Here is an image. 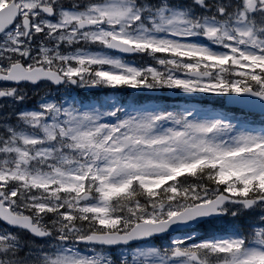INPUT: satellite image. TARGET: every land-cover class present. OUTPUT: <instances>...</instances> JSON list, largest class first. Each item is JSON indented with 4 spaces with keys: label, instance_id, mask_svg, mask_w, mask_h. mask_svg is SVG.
<instances>
[{
    "label": "snow or ice",
    "instance_id": "snow-or-ice-1",
    "mask_svg": "<svg viewBox=\"0 0 264 264\" xmlns=\"http://www.w3.org/2000/svg\"><path fill=\"white\" fill-rule=\"evenodd\" d=\"M0 264H264V0H0Z\"/></svg>",
    "mask_w": 264,
    "mask_h": 264
},
{
    "label": "rangeland",
    "instance_id": "rangeland-1",
    "mask_svg": "<svg viewBox=\"0 0 264 264\" xmlns=\"http://www.w3.org/2000/svg\"><path fill=\"white\" fill-rule=\"evenodd\" d=\"M31 95H32V99H30V100L28 101V104H27L28 107H31V106H32V103H33L34 100L37 98V97L35 96L34 93L31 94Z\"/></svg>",
    "mask_w": 264,
    "mask_h": 264
}]
</instances>
